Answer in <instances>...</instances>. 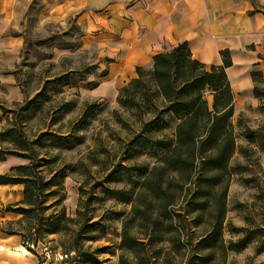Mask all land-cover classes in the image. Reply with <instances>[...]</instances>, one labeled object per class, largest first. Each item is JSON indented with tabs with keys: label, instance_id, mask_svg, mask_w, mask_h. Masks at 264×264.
<instances>
[{
	"label": "rangeland",
	"instance_id": "rangeland-1",
	"mask_svg": "<svg viewBox=\"0 0 264 264\" xmlns=\"http://www.w3.org/2000/svg\"><path fill=\"white\" fill-rule=\"evenodd\" d=\"M46 10L42 0H35L20 22H11L8 34L2 33L0 23V132L14 129L18 138L13 142L5 137L0 150L30 155L21 151L25 144L35 150L43 159L44 181H61L64 189L44 197L39 211L45 217L64 211L75 222L49 235L34 219L6 211L22 200L10 204L0 199V231L24 235L6 243L0 240V264H18L14 258L23 255L36 264H184L186 250L180 244L186 245V238L170 228L164 209L143 190L146 174L161 166L156 158L138 154L148 137L141 131L140 117L150 105L149 98L140 95L139 108L121 106L120 90L131 81L107 98L101 85L109 60L84 38L75 20L50 17ZM26 39L29 44L24 47ZM144 69L148 73L152 67ZM146 80L152 82L149 75ZM163 119L162 133L170 136L177 121L170 115ZM232 123L237 151L228 165L230 176L223 178L214 194L206 195L208 182L197 190L185 186V174L170 171L162 174L165 190L161 193L174 196L169 207L172 225L186 227L196 237L208 232L219 211L211 202L210 209L188 214L193 194L198 191L195 201L201 204L207 199L220 203L228 185L223 234L233 248L227 264H264V112L259 102L238 106ZM54 136L68 137L71 148L61 146V139L57 145ZM6 161L3 174L29 164L11 155ZM56 190L52 187L46 193ZM5 194V201L12 199ZM136 206L148 210L147 225L134 213ZM125 227L131 237L150 243L142 260L123 246ZM1 232L0 237L9 236ZM156 237L163 240L155 241Z\"/></svg>",
	"mask_w": 264,
	"mask_h": 264
},
{
	"label": "trees",
	"instance_id": "trees-1",
	"mask_svg": "<svg viewBox=\"0 0 264 264\" xmlns=\"http://www.w3.org/2000/svg\"><path fill=\"white\" fill-rule=\"evenodd\" d=\"M28 44L29 41L26 39L24 47ZM220 54L223 60L222 65L207 66L193 58L187 43L180 44L170 52L155 56L150 72L147 73L144 68H138L137 78L121 88L118 97V103L121 106L138 108L137 98L140 95L149 98L150 105L145 112H141L140 117L141 131L148 137H145L138 154L156 158L161 166L146 174L143 190L150 193L153 200L164 209V218L171 224L170 228L178 232L180 237L186 238V245L183 246L182 242L180 244L186 250L184 264H227L228 252L233 248L232 245H227L223 234L228 185L222 192L220 203L217 200L207 199L204 204H201L195 201L200 197L198 191L193 194L188 214L210 209L211 202L217 204L216 209L219 211L215 217V224L210 225L208 232L196 237L193 232L189 233L186 227L177 229L176 225H172L174 216H170L169 207L175 202L174 196L161 193L165 190V181L162 179L164 171L185 174V186L190 184L197 190L202 187L201 183L208 182V193H206L208 196L214 194L213 190L223 184L224 177L230 176L228 165L237 151L235 129L232 123L235 114V94L227 73L233 62L229 50H224ZM259 58L264 60L263 56ZM147 75L152 78V82L146 80ZM252 80L254 97L259 102L260 111L264 112L263 74L259 71L252 72ZM164 115H170L177 121L176 128L170 136L162 133L166 129ZM14 132V129L0 132V142L6 140L5 137L13 142L18 141ZM54 139L57 145H64L65 148H71L73 144L68 137L54 136ZM60 139L64 141L63 144H59ZM248 141L254 143L255 139L248 137ZM21 151L31 154L19 155L14 151L0 150V162H5L9 155L29 161L28 165L12 167L9 173L0 175V186H24L23 200L16 205L17 208L8 207L6 211L22 215L23 218L34 219L49 235L58 234L67 227L69 222H75L74 219L68 218L64 211L45 217L39 208L43 204L44 197L60 193L64 190L63 185L61 181L58 183L44 181L40 171L43 159L38 158L35 150L25 144ZM212 173L215 174L211 175ZM52 187H58L59 190L46 193ZM22 205L26 207H21ZM142 210L137 206L134 207V213L139 214L143 222L141 224L147 225V222L151 220L150 215L148 210ZM176 216L180 217V215ZM192 226L199 227V225ZM1 231L9 236L20 235L24 239L22 233L3 228ZM162 240V237L155 239V241ZM23 244H26L25 240ZM149 244L146 239L131 237L125 227L123 246L140 260L144 254L147 255Z\"/></svg>",
	"mask_w": 264,
	"mask_h": 264
},
{
	"label": "crops",
	"instance_id": "crops-1",
	"mask_svg": "<svg viewBox=\"0 0 264 264\" xmlns=\"http://www.w3.org/2000/svg\"><path fill=\"white\" fill-rule=\"evenodd\" d=\"M34 1L0 0L2 33L8 34L11 22H20ZM42 1L50 17L75 20L84 38L109 60L101 85L107 98L116 95V87L137 78L138 68H151L155 56L187 43L193 58L207 66L222 65L220 53L230 51L233 65L227 73L235 111L246 101H257L252 72L259 71L264 77V60L259 58L264 57V0ZM6 162H0V175L6 172ZM22 191L19 185L0 186V199L18 202L23 200ZM4 194L13 197L5 201ZM14 237L0 240L6 243ZM14 260L36 264L27 255Z\"/></svg>",
	"mask_w": 264,
	"mask_h": 264
}]
</instances>
